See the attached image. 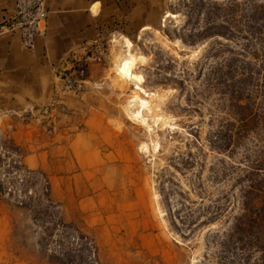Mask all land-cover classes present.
I'll list each match as a JSON object with an SVG mask.
<instances>
[{"label": "rangeland", "instance_id": "obj_1", "mask_svg": "<svg viewBox=\"0 0 264 264\" xmlns=\"http://www.w3.org/2000/svg\"><path fill=\"white\" fill-rule=\"evenodd\" d=\"M223 1L165 0L159 32L132 35L129 51L136 58L133 71L142 76L143 91L116 75L114 64L127 53L125 47L118 49L104 76L113 90L90 91L88 103L94 107L87 109L100 111V118L91 128L80 125L68 131L79 141V153L40 168L61 217L94 239L103 264H223L212 232L227 226L238 205L210 217L215 203L222 204V196L237 192V187L230 177L213 178L214 167L230 159L207 141L223 110L219 96L205 83L206 69L215 58L204 57L216 39L226 41L211 37L185 44L180 39L200 31L208 11ZM239 27L235 15L232 28ZM134 95L148 100L139 118L130 113L138 109L131 100ZM59 118L56 113L41 118L40 126L52 135ZM187 153L193 162L183 166L180 158ZM17 159L0 135V181L12 192L0 195V264H51L39 252L29 213L16 207L21 194Z\"/></svg>", "mask_w": 264, "mask_h": 264}, {"label": "trees", "instance_id": "obj_2", "mask_svg": "<svg viewBox=\"0 0 264 264\" xmlns=\"http://www.w3.org/2000/svg\"><path fill=\"white\" fill-rule=\"evenodd\" d=\"M235 15L239 16L238 30L232 28ZM211 37L226 42L216 39L204 57L215 58L206 69L205 83L217 93L223 110L218 124L208 131L207 141L230 159L214 167L213 178L230 177L237 192L225 193L210 219L219 210L238 205L227 226L212 232V239L223 264H264V0H224L214 12L208 11L200 31L180 39L194 44ZM227 50L231 55L224 54ZM197 67L201 72L203 64ZM12 148L21 185L16 207L29 213L41 256L51 264H103L94 239L61 217L51 198L48 176L41 169H28L20 161L21 149ZM236 155L239 161L232 160ZM192 162L191 153L180 158L183 166ZM5 188L0 181V195L11 196Z\"/></svg>", "mask_w": 264, "mask_h": 264}, {"label": "crops", "instance_id": "obj_3", "mask_svg": "<svg viewBox=\"0 0 264 264\" xmlns=\"http://www.w3.org/2000/svg\"><path fill=\"white\" fill-rule=\"evenodd\" d=\"M46 10L45 33L30 51L16 33L1 27L11 19L14 3L0 0V135L21 149L20 161L29 169L61 161L62 156L75 157L79 141L68 131L80 125L91 128L101 116L97 109H87L94 107L88 103L90 91L73 96L61 90V75L73 74L80 60L84 79L106 76L114 56L124 50V40L133 46L132 35L159 32L166 13L165 0H47ZM95 39L106 40L107 51L87 59L82 46ZM54 98L58 104L50 116H60L59 128L48 135L40 126L39 109Z\"/></svg>", "mask_w": 264, "mask_h": 264}, {"label": "built area", "instance_id": "obj_4", "mask_svg": "<svg viewBox=\"0 0 264 264\" xmlns=\"http://www.w3.org/2000/svg\"><path fill=\"white\" fill-rule=\"evenodd\" d=\"M46 1L13 0V15L8 23L1 26L8 32L16 33L27 50H34L36 38L45 33L47 18ZM82 49L85 51V58H95L96 56L105 54L107 42L106 40L95 39L89 43H85ZM76 66L73 74L66 73L61 75V90L63 92L76 96L85 89L96 93L113 90V84L106 77L94 80L84 79L85 66L83 61L77 60ZM57 104L56 99H52L39 109V114L43 119H46V116L50 117V113L56 108ZM60 111L62 114H66L64 106H61Z\"/></svg>", "mask_w": 264, "mask_h": 264}, {"label": "bare ground", "instance_id": "obj_5", "mask_svg": "<svg viewBox=\"0 0 264 264\" xmlns=\"http://www.w3.org/2000/svg\"><path fill=\"white\" fill-rule=\"evenodd\" d=\"M124 47L126 46L127 53L114 64L116 75L119 77L120 80L124 81H132L134 83L135 89L139 91H143L141 88L142 76L133 71L136 58L135 56L129 51L131 42L125 39ZM146 93V92H145ZM147 95V94H146ZM132 101H136L138 103V109L134 111H130L133 117L139 118L141 115V111L144 107L147 106L148 100L143 97H138L134 95L131 99Z\"/></svg>", "mask_w": 264, "mask_h": 264}]
</instances>
